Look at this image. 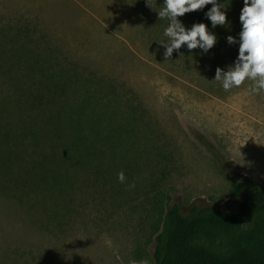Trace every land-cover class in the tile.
I'll return each instance as SVG.
<instances>
[{
    "label": "rangeland",
    "instance_id": "rangeland-1",
    "mask_svg": "<svg viewBox=\"0 0 264 264\" xmlns=\"http://www.w3.org/2000/svg\"><path fill=\"white\" fill-rule=\"evenodd\" d=\"M148 2L0 0V136L9 135L0 140V264H152L159 217L173 204L235 211L234 179L264 190V91L250 93L251 80L225 91L214 79L236 62L240 14L211 26L236 43L215 44L214 54L185 44L165 59L164 0ZM178 19L186 29L199 23ZM20 20L36 33L17 36ZM43 56L86 77L42 92L52 110L38 103L27 72ZM88 92L84 113L128 125L100 156L80 148L66 158L75 176L62 192L28 166L32 157H65L42 122L57 109L62 119L79 115L72 102L84 104Z\"/></svg>",
    "mask_w": 264,
    "mask_h": 264
},
{
    "label": "trees",
    "instance_id": "trees-1",
    "mask_svg": "<svg viewBox=\"0 0 264 264\" xmlns=\"http://www.w3.org/2000/svg\"><path fill=\"white\" fill-rule=\"evenodd\" d=\"M217 2L224 5L221 10L226 12L227 20L237 19L244 6V0H217ZM211 7L212 5L208 4L201 10L188 12L187 15L189 18L194 16L199 23H205L208 31L216 35L215 44L220 45L223 41H227V38L218 31H213L212 23L205 15ZM16 27L20 34L17 36L27 38L36 33V29L29 22L20 20L16 23ZM3 36L8 35L3 32ZM208 51L214 54L217 48L214 45ZM31 54H34V51ZM27 63L29 64L27 72L32 75V88L40 91L37 96L38 103H44L49 110H52V105L56 103L51 101V98L44 101L45 95L41 94L42 92L49 94L50 90H64V86L72 82V79L78 85L85 84L86 77L81 73L76 76V72H70L63 66L55 67L56 63L52 58L43 56L42 60L36 59ZM90 101V92H88L84 104L72 102V111L79 115L74 117L73 114H68L69 118L62 119L61 111L57 109L56 114H51L52 122H42L53 141V148L61 145L65 157L56 158L57 155L54 153L53 158L30 159L29 171L40 170L44 173L41 180L46 178V182L53 184L62 192L72 185L75 176L68 169L66 158L72 157V153H76L75 150L80 148L85 149L86 153L92 151L89 156H100L110 144H115L121 138L123 129L128 125L127 122L113 124L98 122L94 112L92 114L89 111L83 112L84 109L90 108L87 104ZM44 111L45 109L41 112L47 115ZM24 135L25 133L22 132L19 140L24 141L22 137ZM8 136L4 134L3 137L0 136V140L5 141ZM16 159L22 162L24 158L18 155ZM231 193L237 200L235 211L207 205L193 206L188 212H183L177 204L170 206L164 217H159L157 223L152 264H264V190L253 179L244 177L233 180ZM163 198L164 196H161L159 200L164 204Z\"/></svg>",
    "mask_w": 264,
    "mask_h": 264
},
{
    "label": "clouds",
    "instance_id": "clouds-1",
    "mask_svg": "<svg viewBox=\"0 0 264 264\" xmlns=\"http://www.w3.org/2000/svg\"><path fill=\"white\" fill-rule=\"evenodd\" d=\"M149 6L152 5L148 2ZM211 4V9L205 14L215 28L227 23L226 12L221 8L224 5L217 0H164V7L158 11L159 19H167L168 26L164 35L169 43H161L166 47L165 59L172 56L174 50H179L182 45H187L189 50L200 48L207 53L216 43V35L208 31L205 23H195L190 29H186L178 17L184 14L201 10ZM240 22L242 30L239 33V53L234 65H230L227 71L216 68L215 80L222 83L225 91L233 87L241 86L246 80L253 82L250 93L259 94L264 91V0H244L241 9ZM229 44L236 43L233 36H228ZM120 183L126 181L123 170L117 174ZM134 187V184L130 185ZM129 264H148L147 260L137 261L131 259Z\"/></svg>",
    "mask_w": 264,
    "mask_h": 264
}]
</instances>
